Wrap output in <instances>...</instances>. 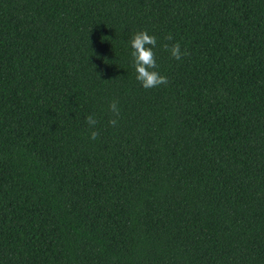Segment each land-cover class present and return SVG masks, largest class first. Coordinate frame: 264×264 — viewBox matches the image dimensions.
I'll return each mask as SVG.
<instances>
[{"label": "trees", "instance_id": "16d2710c", "mask_svg": "<svg viewBox=\"0 0 264 264\" xmlns=\"http://www.w3.org/2000/svg\"><path fill=\"white\" fill-rule=\"evenodd\" d=\"M0 264H264V0H0Z\"/></svg>", "mask_w": 264, "mask_h": 264}, {"label": "clouds", "instance_id": "9594fccd", "mask_svg": "<svg viewBox=\"0 0 264 264\" xmlns=\"http://www.w3.org/2000/svg\"><path fill=\"white\" fill-rule=\"evenodd\" d=\"M172 39L171 35L166 37V40L170 41ZM156 44V37L148 34L147 31H138L129 40V45L132 49L131 56L136 73V79L145 89L167 85L169 82L166 76H163L156 71L158 65L153 51ZM163 47L168 50L171 56L176 60H180L184 55H187L186 50L184 52L181 51L179 43L172 44L170 47L168 44H165ZM109 110L113 114V118L109 120V124L116 126L118 123V117L120 116L118 101L110 102ZM86 123L89 125V128L92 129L90 132V139H97L99 132L95 130V125L98 124L96 117L90 114L86 117Z\"/></svg>", "mask_w": 264, "mask_h": 264}]
</instances>
